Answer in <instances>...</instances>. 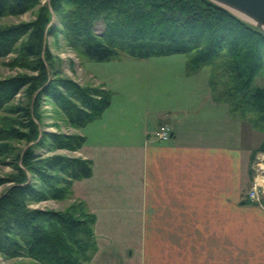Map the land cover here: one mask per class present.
Masks as SVG:
<instances>
[{"label": "trees", "instance_id": "1", "mask_svg": "<svg viewBox=\"0 0 264 264\" xmlns=\"http://www.w3.org/2000/svg\"><path fill=\"white\" fill-rule=\"evenodd\" d=\"M41 1L0 0V17L23 14ZM49 6L73 47L94 61H108L119 53L137 59L186 54L188 72L218 67L227 77L221 102L230 111L250 114L249 122L263 133L264 86L255 79L264 72V35L208 0H48L38 7L35 20L0 25V57L15 53L12 61L34 72L0 79V113L11 114L0 116V143L5 142L0 155L3 149L13 168L0 177V185L8 184L0 195V254L29 260L14 264H85L95 250V216L83 202H73L63 211L28 206L65 199L75 180L92 174L89 159L42 157L35 151L78 150L85 142L81 135H40L39 108L47 97L79 128L98 119L112 95L61 75L60 60L43 44ZM97 20L104 24L100 34L93 31ZM21 91L25 102L12 106ZM257 151H264V138L252 157ZM243 202L264 208V197L260 203L247 197Z\"/></svg>", "mask_w": 264, "mask_h": 264}, {"label": "crops", "instance_id": "2", "mask_svg": "<svg viewBox=\"0 0 264 264\" xmlns=\"http://www.w3.org/2000/svg\"><path fill=\"white\" fill-rule=\"evenodd\" d=\"M162 86L155 105L142 107L140 132L133 100L113 106L111 99L86 128L77 154L92 161V174L73 182L75 197L95 216L97 246L85 264H264V208L243 202L254 160L264 161V154L252 157L254 148L228 137L226 104L216 103L223 106L218 117L211 110L203 116L205 100L191 111L183 90ZM161 125L171 129L167 142L153 137Z\"/></svg>", "mask_w": 264, "mask_h": 264}, {"label": "rangeland", "instance_id": "3", "mask_svg": "<svg viewBox=\"0 0 264 264\" xmlns=\"http://www.w3.org/2000/svg\"><path fill=\"white\" fill-rule=\"evenodd\" d=\"M44 4H48V0H42L40 4L33 9L20 14V15H5L0 17V25H12L19 24L22 22H31L35 20L37 15L38 7ZM50 11V20L47 23L46 31L43 37V44L47 47L50 54L59 59L60 72L63 77L70 78L79 85L99 88L104 90V92H109L112 96L113 106H116L122 101L130 102L131 100L138 102L137 112L133 109L135 108L130 106L132 114L137 118V125L135 130L140 132L142 129V119L145 116V111L142 107L151 104L153 96L160 90L165 89L167 84H172L174 87L171 90L177 88L180 90L179 94H182V90L189 97V104L192 105L191 111L198 112L200 109L205 107V110H202L203 116L207 115V110L213 111L212 114L218 117L219 107L216 103H221V100L225 97V93L219 96V93L224 90L227 77L220 74V69L218 67L206 66L198 68L196 71H187L189 70L186 66L189 55L186 54H171L161 57H151L147 59L132 58L126 54L119 53L115 58L108 61L98 62L94 61L82 54H80L72 45L71 41L66 37L62 31L59 17L54 14L52 9L49 6ZM104 29V24L101 20H97L94 23L93 31L96 34H100ZM18 56L15 53H11L5 57H0V79L8 78L15 76L17 74H34L33 71L25 69L17 65V63L12 60ZM165 69H173L170 72L179 71L178 76H168L165 75L167 71ZM149 70L148 73L145 71ZM169 72V71H168ZM156 73V74H154ZM184 73V74H182ZM184 77H189L186 80H182ZM178 78V80L176 79ZM173 79V83L170 81ZM188 80V81H187ZM180 83V84H179ZM255 83L259 86H264V72L258 74ZM152 99L150 100V98ZM201 99L204 101V106L200 104ZM26 100L24 93L21 91L18 93L15 98L10 102L12 106L17 104L24 103ZM146 100V102H145ZM155 100H153V105H155ZM151 106V105H150ZM214 106H218L217 108ZM228 111V133L229 138H238L239 143L243 146L244 149L256 148L264 138V133L253 126L249 122L248 118L251 117L250 114H243L240 110L233 112L230 111L229 106H224ZM108 108V107H107ZM106 108V109H107ZM105 109V110H106ZM122 109H124L122 107ZM117 112L122 110L116 108ZM39 113L41 116L40 121L38 122V127L40 135L43 132L47 133H56L64 135H81L87 140L88 131L86 128L92 123H89L83 127H73L68 121L65 114L62 110L54 105L51 100L47 97H42ZM125 113L129 115V109L126 108ZM0 116H11L7 112H1ZM159 127V126H158ZM157 127V128H158ZM156 128V129H157ZM169 128V126H168ZM170 129V128H169ZM88 130V129H87ZM87 132V133H86ZM171 132V129H170ZM171 138V135H170ZM169 138V139H170ZM169 139L167 141H169ZM157 141V140H156ZM165 141V142H167ZM232 141L231 139L229 142ZM159 142V141H157ZM5 142L0 143V146ZM13 146L22 147L24 143H11ZM85 144V142L83 143ZM83 146V145H82ZM81 146V147H82ZM80 149V148H79ZM78 149V150H79ZM78 150H69V149H56L53 148L49 150L45 147H36L35 151L42 157L50 155H66L70 157H81L77 154ZM2 155H0V177L5 178L8 174L13 172V168L10 165L11 159L9 155L7 156L2 149ZM264 154V151H257ZM256 152V153H257ZM255 155V154H254ZM88 159V158H84ZM90 160V159H89ZM254 165L257 166L260 163V160H254ZM264 163V162H263ZM257 164V165H256ZM263 167V165H262ZM85 179V178H84ZM36 180V179H35ZM81 180V179H78ZM254 180V175L252 178V183ZM76 181V180H75ZM8 184L0 185V195L4 192ZM252 184L250 185V187ZM249 190V189H248ZM251 202L260 203L264 194H261L258 201L248 198ZM83 202L87 211L92 213L87 208L85 202L75 197L73 192V183L71 186V194L67 198L62 200H51L41 201L38 203H31L28 206L31 208H37L39 210L51 209V210H65L73 202ZM93 214V213H92ZM95 227V224H94ZM95 236V233H94ZM138 237V236H137ZM245 236H243L244 238ZM117 238H122L125 240H130L134 238L131 236H117ZM134 244L138 246V241L132 240ZM246 245V243L244 242ZM95 240V248H96ZM244 255H247V250L245 249L242 252ZM251 252H248V254ZM92 254V253H91ZM133 254L138 256L139 252L137 248H134ZM242 259V258H239ZM29 262L27 258L17 257V258H5L0 254V264H14L17 262ZM132 264H141L137 260L132 261Z\"/></svg>", "mask_w": 264, "mask_h": 264}, {"label": "water", "instance_id": "4", "mask_svg": "<svg viewBox=\"0 0 264 264\" xmlns=\"http://www.w3.org/2000/svg\"><path fill=\"white\" fill-rule=\"evenodd\" d=\"M253 25L264 35V0H208Z\"/></svg>", "mask_w": 264, "mask_h": 264}, {"label": "built area", "instance_id": "5", "mask_svg": "<svg viewBox=\"0 0 264 264\" xmlns=\"http://www.w3.org/2000/svg\"><path fill=\"white\" fill-rule=\"evenodd\" d=\"M171 132L168 126L161 125L154 132L153 137L155 140L159 142H165L170 138ZM263 160H260L261 164ZM260 163L257 166L254 165V180L252 186L249 188L247 192V196L250 199H254L256 201L259 200L261 194H264V170L260 167Z\"/></svg>", "mask_w": 264, "mask_h": 264}, {"label": "bare ground", "instance_id": "6", "mask_svg": "<svg viewBox=\"0 0 264 264\" xmlns=\"http://www.w3.org/2000/svg\"><path fill=\"white\" fill-rule=\"evenodd\" d=\"M262 165H263V167H262ZM260 167L264 170V164H261V163H260Z\"/></svg>", "mask_w": 264, "mask_h": 264}]
</instances>
